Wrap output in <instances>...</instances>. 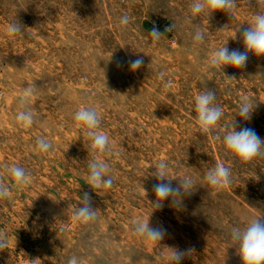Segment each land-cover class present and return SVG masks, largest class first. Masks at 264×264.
<instances>
[{"label":"rangeland","instance_id":"rangeland-1","mask_svg":"<svg viewBox=\"0 0 264 264\" xmlns=\"http://www.w3.org/2000/svg\"><path fill=\"white\" fill-rule=\"evenodd\" d=\"M192 3L0 0V182L10 189L0 199L7 244L0 264H68L72 257L78 264H169L168 248L194 250L181 264H242L231 230L259 215L264 223V155L242 164L223 135L234 121L237 131L250 128L264 140V57L249 53L244 68L225 67L232 81L207 60L224 44L243 52L242 32L264 4L236 0L231 15L193 17ZM125 15L129 23L122 25ZM18 23L21 32L9 35L7 26ZM153 28L163 34L159 40L149 35ZM197 29L205 33L202 43L194 41ZM137 58L143 64L132 72L129 61ZM28 87L33 95L22 106ZM209 90L223 116L204 135L195 123V96ZM243 96L256 105L250 120L236 113ZM81 106L100 112V130L112 142L101 158L113 184L98 194L86 180L91 140L74 121ZM29 109L33 124L23 128L16 117ZM41 137L52 144L47 153L37 148ZM161 160L168 178L177 177L173 188L181 176L193 187L179 204L168 198L154 209L149 201L158 181L151 173ZM217 162L230 168L231 183L212 196L205 177ZM12 165L25 170L26 185L12 180ZM85 193L96 218L73 221ZM148 217L165 230L159 243L135 232Z\"/></svg>","mask_w":264,"mask_h":264},{"label":"clouds","instance_id":"clouds-1","mask_svg":"<svg viewBox=\"0 0 264 264\" xmlns=\"http://www.w3.org/2000/svg\"><path fill=\"white\" fill-rule=\"evenodd\" d=\"M258 3L264 4V0H257ZM236 7V0H193L190 6L193 17L200 14H206L208 17L217 11H224L231 15L232 10ZM121 24L127 25L129 17L127 15L121 18ZM249 27L242 32L241 39L244 45V51L233 49L229 51L224 44L218 50L213 51L207 64L210 68L222 71L223 75L229 80H236L235 76H227L223 69L231 66L236 69H242L246 66L249 53L256 57H264V12L255 14L250 22ZM22 26L18 24H10L7 26V33L15 35L21 32ZM169 29H166V31ZM149 35L154 40H159L163 35L159 30L153 28ZM205 33L197 29L194 41L202 43ZM236 38V34L233 39ZM143 64L142 58L129 61V70L137 71ZM163 74H161L162 76ZM170 83L165 87H170ZM33 95V87H28L21 97V105L24 106ZM216 99L215 92L209 90L201 92L195 96L196 113L195 123L199 132L204 135H211L217 128L218 122L223 116V109L217 106L214 101ZM256 105H253L251 99L247 96L241 98L237 114L242 120H250L251 114ZM17 122L23 128H29L33 124V112L31 109L19 111L17 114ZM75 126L81 129L83 135L91 140L90 149L93 153V159L89 162V172L86 177L87 185L93 190L110 189L113 179L107 176L109 172V164L101 158L105 153L111 152L112 142L109 136L100 130V112L94 107L81 106L74 114ZM234 121L230 130H225L223 135V145L242 164H249L259 156L264 155V140H262L253 129L243 128L239 131L234 127ZM219 139V136L214 137ZM37 148L41 153H47L52 148V144L46 138L37 140ZM155 171L151 174L156 178L158 183L154 186L155 201H149L154 209H159L163 205V201L171 198L173 203L179 204L184 194H190L193 187V181L188 176L179 178V185L173 188L171 180L168 178V165L161 160L154 167ZM8 172L12 180L18 186L26 185L29 177L22 167L12 165L8 168ZM107 177V178H106ZM209 187L213 189L210 193L215 196L218 192L229 187L231 183V171L223 163L217 162L210 168L205 177ZM256 179H259L256 177ZM168 180L169 183L161 181ZM144 190V189H143ZM96 192V191H95ZM97 193V192H96ZM10 194L8 185L0 182V199L7 198ZM98 194V193H97ZM144 194L147 195L144 190ZM91 197L85 193L80 197L79 206L76 207L72 219L73 221L88 223L95 220L98 209L91 206ZM260 216H256L243 228H233L231 230V241L233 246L237 247L238 255L242 260V264H264V223L261 222ZM135 232L137 235L145 237L148 241L159 243L165 236V230L161 227H152L149 223V217L146 220L138 221L135 224ZM6 239L0 235V250L6 248ZM169 249V264H181V261L189 256L194 250H179L176 248ZM68 264H78L77 258L69 259Z\"/></svg>","mask_w":264,"mask_h":264}]
</instances>
